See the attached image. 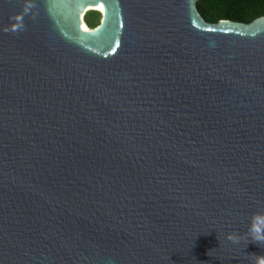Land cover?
Wrapping results in <instances>:
<instances>
[{
	"label": "water",
	"instance_id": "obj_1",
	"mask_svg": "<svg viewBox=\"0 0 264 264\" xmlns=\"http://www.w3.org/2000/svg\"><path fill=\"white\" fill-rule=\"evenodd\" d=\"M261 210L264 15L0 0V264H256Z\"/></svg>",
	"mask_w": 264,
	"mask_h": 264
},
{
	"label": "trees",
	"instance_id": "obj_2",
	"mask_svg": "<svg viewBox=\"0 0 264 264\" xmlns=\"http://www.w3.org/2000/svg\"><path fill=\"white\" fill-rule=\"evenodd\" d=\"M198 7L202 16L212 23L223 19L249 23L264 15V0H198ZM101 19L98 10L89 11L85 17L90 28H97Z\"/></svg>",
	"mask_w": 264,
	"mask_h": 264
},
{
	"label": "clouds",
	"instance_id": "obj_3",
	"mask_svg": "<svg viewBox=\"0 0 264 264\" xmlns=\"http://www.w3.org/2000/svg\"><path fill=\"white\" fill-rule=\"evenodd\" d=\"M248 235L251 240L264 243V210L255 212L250 218ZM229 239L239 242L240 236L230 235ZM256 264H264V255H257Z\"/></svg>",
	"mask_w": 264,
	"mask_h": 264
},
{
	"label": "bare ground",
	"instance_id": "obj_4",
	"mask_svg": "<svg viewBox=\"0 0 264 264\" xmlns=\"http://www.w3.org/2000/svg\"><path fill=\"white\" fill-rule=\"evenodd\" d=\"M91 8V7H90ZM94 9H98V10H100V11H102L103 12V10L102 9H100V8H97V7H93ZM84 26L88 29L89 27L87 26V24H86V22H85V20H84Z\"/></svg>",
	"mask_w": 264,
	"mask_h": 264
}]
</instances>
